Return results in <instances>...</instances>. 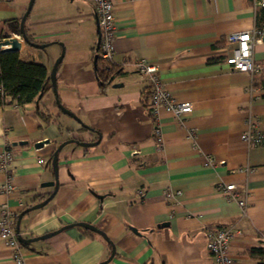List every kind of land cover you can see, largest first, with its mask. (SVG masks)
<instances>
[{
	"label": "crops",
	"instance_id": "crops-1",
	"mask_svg": "<svg viewBox=\"0 0 264 264\" xmlns=\"http://www.w3.org/2000/svg\"><path fill=\"white\" fill-rule=\"evenodd\" d=\"M113 2L115 72L105 83L93 0H35L25 26L44 47L20 35L30 0H0V43L18 39L20 58L48 69L37 101L0 109V153H15V191H0V213L3 204L24 213L25 240L18 263L0 238V264H213L206 230L227 223L241 230L229 249L235 264L263 261L249 250L264 248V145L241 134L249 122L264 129V69L238 71L225 58L231 32L256 30L258 4ZM253 54L264 65L262 35ZM140 59L194 103L181 120L161 111V145ZM231 183L245 210L224 192ZM170 189L182 194L168 199Z\"/></svg>",
	"mask_w": 264,
	"mask_h": 264
},
{
	"label": "built area",
	"instance_id": "built-area-1",
	"mask_svg": "<svg viewBox=\"0 0 264 264\" xmlns=\"http://www.w3.org/2000/svg\"><path fill=\"white\" fill-rule=\"evenodd\" d=\"M264 5V0L260 1ZM94 16L99 30V39L96 52L99 58L111 63L114 56V41L116 38L115 6L113 0H93ZM261 31L238 30L227 36V46L225 49L226 62L235 70L247 71L252 74L261 72L264 65L257 63L254 59L253 49L256 43L261 41ZM1 44V43H0ZM0 47H2L0 45ZM136 69L143 74L148 83L147 106L154 119V135L158 143L162 142V131L160 124L161 111L171 112L176 118L183 119L194 109V103L190 100H179L170 91L159 75L156 64L140 59L136 62ZM1 90V89H0ZM6 101L11 100L6 96ZM15 105H20L16 100ZM194 131H190L193 137ZM242 140L251 145H264V129L258 128L255 123L249 122L248 128L241 134ZM15 153L10 146L0 153V170L5 174V181L0 183V191L11 193L15 191L13 181V162ZM210 163L214 161L209 157ZM244 169H240L242 171ZM235 184H227L224 192L229 199L237 200L244 210L246 200L239 199L235 190ZM181 190H167L165 196L168 199L175 195H181ZM19 213L11 210L7 204H3L0 213V238L14 250V258L18 263L23 262V254L20 234L16 230ZM241 233L239 227L234 223L215 224L207 228V246L213 258V264H235V260L229 252L233 240Z\"/></svg>",
	"mask_w": 264,
	"mask_h": 264
},
{
	"label": "trees",
	"instance_id": "trees-1",
	"mask_svg": "<svg viewBox=\"0 0 264 264\" xmlns=\"http://www.w3.org/2000/svg\"><path fill=\"white\" fill-rule=\"evenodd\" d=\"M258 4L256 12V30L264 29V5L260 4L261 0H251ZM24 30L26 32L27 41L30 44H37L33 36L27 31L24 22ZM20 31V30H19ZM99 63H103L97 67L98 77L102 82H108L114 74L115 69L109 62L98 59ZM48 78L47 67L39 62L24 61L20 58L18 51H0V109L1 106L16 100L20 105L37 101L44 90L46 80ZM6 96H10L11 100L6 101ZM147 104V101H146ZM40 115L45 114L38 109ZM250 255L256 256L260 261L257 264H264V248H252L249 250ZM99 264H105L101 262Z\"/></svg>",
	"mask_w": 264,
	"mask_h": 264
},
{
	"label": "water",
	"instance_id": "water-1",
	"mask_svg": "<svg viewBox=\"0 0 264 264\" xmlns=\"http://www.w3.org/2000/svg\"><path fill=\"white\" fill-rule=\"evenodd\" d=\"M34 2L35 0H30V3H29V6H28V9L26 11V13L23 15L22 19H21V29H20V35L22 36V38L27 41V36H26V32L24 30V22H25V19L26 17L28 16V14L30 13V11L32 10V7L34 5ZM98 34H99V30H98ZM262 40L264 41V29L262 31ZM1 46H5L3 49H2V52H7V51H18L19 48H20V42L18 39H14V38H7L5 40H3L0 44ZM36 45V44H34ZM36 46H39V47H44L45 44H42V45H36ZM98 59H99V56L97 55L96 56V64L98 62ZM55 69H56V66L54 67V70L52 72V78H53V81H54V77H55ZM113 77H111L110 79H112ZM54 90L56 91V86L54 84ZM58 105L64 110V111H67L64 107L61 106V104L58 102ZM43 142H39L36 144V147H42L43 146ZM59 150V149H58ZM57 152V151H56ZM56 154V153H55ZM54 182H46V183H43L44 186H50V185H53ZM37 206H40V205H37ZM24 215V213H21L19 215V218H18V221H17V226H16V230L17 232L20 234V229H19V220L22 218V216ZM88 228H94L90 225H84ZM19 240L20 242H23L25 241L23 238H21V236L19 237Z\"/></svg>",
	"mask_w": 264,
	"mask_h": 264
}]
</instances>
